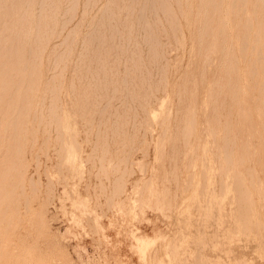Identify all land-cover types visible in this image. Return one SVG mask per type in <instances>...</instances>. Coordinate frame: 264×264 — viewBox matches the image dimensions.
I'll return each instance as SVG.
<instances>
[{"label":"rangeland","instance_id":"rangeland-1","mask_svg":"<svg viewBox=\"0 0 264 264\" xmlns=\"http://www.w3.org/2000/svg\"><path fill=\"white\" fill-rule=\"evenodd\" d=\"M185 1H180L182 11L176 6L175 1H171L178 17L179 31L171 30L168 21L164 20L165 14H162L161 10L157 11L161 23L158 28L152 27V31L161 43L160 47H156L157 59L153 58L150 45L145 44L149 30L145 29L143 32L142 26L138 25L139 8L137 5L135 6L129 20L133 23V37L137 45H135L136 47L134 44L131 45L130 49L135 50L134 53L141 57L139 62L141 73L135 71L134 80L136 88L141 84V91L137 94L138 99L133 100L128 98L129 94H126V91L120 90L121 93L117 96L120 98L125 96L126 101L132 105V108L127 111L120 106L121 99H114L111 100V106L101 113L107 99H99V105L95 108L92 104L89 115H84V118L93 120L90 127L85 124L77 110L78 108L73 107L70 83L74 81L78 88L74 61L81 50L83 35L89 30V20L94 14L98 16L100 13L98 10L106 2V0H99L97 5L85 16V22L79 29L80 34L75 41L76 43L74 42L72 45L71 55L65 62L66 67L63 75L61 79L59 77L62 81L59 93L61 105L59 122L61 121L62 124L59 123V126L46 123L50 120H48L47 113L50 100L49 94L44 95V86L46 81H51L50 78L53 73L52 63H47V54L52 45L58 43L81 20L84 0L78 1L73 20L68 23L61 37L51 40L49 47L43 53L42 78L33 100V108L27 113L26 118L28 120L25 131L20 133L22 136L20 150H16L14 140L8 143L5 140V135L15 136L17 127H2L6 129L3 131L5 134L0 136L2 138L0 139V173H7L5 191L9 192L11 188L14 191L11 203L12 222L7 235L4 233L2 235L0 222V264H264V202L259 200L260 198L255 193L256 189L251 188L249 190L250 196L253 195V200L250 197V203L253 205L248 207L250 209L248 211L250 216L248 228L252 227L247 228L248 230L243 229V231L246 230L245 232H240L242 228L238 226L237 219L232 215L235 210L233 207H235L236 197L234 190V193L231 190L233 183L230 176L237 167L233 166L235 168L232 167L233 170H231V166H229L226 178L224 177L225 174H219L218 171L221 169L218 166H221L223 159V150L220 148L223 126L219 121L215 124L212 123L216 117H221L220 122L225 121L223 116L229 114L234 130L237 129L238 131L237 145H240L242 142V119L238 117V111H241L240 106L242 105L233 103V99L235 90L242 87L243 64L238 38L239 32L242 31V11L238 10L231 12L228 16H223L227 20V37H231L233 40V43L230 44L228 38L217 34L218 21L216 18L210 24L211 29L207 33L204 32L199 8L202 6V1L207 0ZM229 1L232 0H223L222 7L229 4ZM140 3H144V1L140 0ZM118 4L119 7L122 6L121 1H118ZM137 4L139 5V2ZM149 4H146L149 10V13L146 12V17L150 18V24H154L155 17L149 9L151 6ZM126 12L124 9L121 11V20L127 16ZM173 38L178 39L179 43L177 44ZM214 39L215 44L211 46L210 42ZM168 44L169 46H167ZM210 46L215 51H209ZM228 49L233 50L237 56L239 74H237V78L235 75L231 77L232 89L224 87L225 93L222 97L213 91L217 90L216 83L224 84L229 79L225 73L226 66L224 63V53ZM126 57L127 52H123L121 60L116 64L119 71L118 79L121 78L124 71ZM127 64H129V60ZM159 70H161V76ZM162 73H164L163 78ZM164 78L166 82L163 80ZM164 82L166 90L162 91ZM154 87L155 89H153ZM110 88L111 86L108 87V89ZM154 96L158 102L151 100L146 105L150 120L147 119L148 130L145 137L142 134L143 130L140 129L137 132L135 142L132 144L129 139L132 133L131 124L127 126L125 133H120L124 138L112 135L113 126L110 127L111 130H107L106 146L113 162H117L119 158L124 156H129L126 165H124L125 163L120 164L118 174L113 170L109 172V183L103 179L106 187L108 186L106 193L108 192L107 195H109V192L113 190L112 188H115L112 184L113 180L120 177L122 170L124 167L126 168L123 170V173L126 174L123 176L122 173L123 179L120 177L122 181L119 179L117 182V184H122V189H118L116 192H119V196L116 194L113 198V205L108 207L105 203V197L96 194L98 193L96 172L99 171L100 164L98 163L101 157L100 148H98L101 140L98 136H101L105 129L103 125L97 128V122L106 117L112 121L116 117L109 115L116 111L121 115L124 112H129L131 116L138 113V117H141V104H146ZM255 97V94H247L253 115L258 111ZM41 98H43V102ZM8 100L10 99L8 98ZM222 100H225L224 108H220L218 111L213 110V106L219 105ZM41 102L44 105V107L42 105L43 108L40 107ZM204 105H207V108ZM1 106L0 118H10V115L5 113L7 107H4V104ZM187 109L194 113L196 122L194 120L193 130L190 133L191 137L188 136L190 140L187 137L188 141L184 140L183 142L181 132ZM167 112L169 121L162 118L163 114L166 117ZM102 114L104 115L102 116ZM38 117H44L39 125L41 118ZM161 120L165 121V126L161 124ZM56 126H59L58 128L62 131ZM90 128L91 130H89ZM97 129H100L98 135ZM55 130H57L56 133H53ZM163 130L168 133L163 132ZM33 131L35 132L33 133ZM58 132L59 134H57ZM162 133L165 134L164 137ZM215 134L220 136L217 137ZM58 135L63 138V142L60 141L63 145L58 139L55 140ZM217 138L221 141L216 142ZM143 140L144 142H142ZM184 143L186 144L185 147H183ZM252 143L254 146H258L256 140H252ZM158 144L160 145L158 146ZM162 145L163 147H160ZM62 149L65 153H62ZM92 149L93 154H91ZM208 149H210V155ZM155 153H158L157 160H160L159 162L156 160ZM219 154L221 159H219ZM57 155L58 158L62 157L59 158L60 162ZM89 155L93 157L89 159ZM35 157H39L37 159L39 162L37 160L34 162ZM207 159H209V163ZM263 162L261 157L256 158L253 162L244 164V168L240 165L238 169L242 173L247 166L254 167L258 170L256 174L258 182L264 186V174L260 172ZM4 167H7V170L9 168V170L4 171ZM220 177L225 183V189H223V183L218 184L221 180ZM29 179H33L32 182ZM246 180L247 183L250 181L249 176H245V183ZM228 181L231 183L229 184ZM39 182L40 185L38 184V186L37 183ZM220 187L222 189H219ZM33 189L36 190L35 193ZM120 191L122 192L120 193ZM157 198L159 203L155 200ZM160 202L162 204L158 206ZM228 202H231L232 205ZM260 204L262 208H260ZM154 206H157V209ZM230 219L236 221V226Z\"/></svg>","mask_w":264,"mask_h":264},{"label":"bare ground","instance_id":"bare-ground-1","mask_svg":"<svg viewBox=\"0 0 264 264\" xmlns=\"http://www.w3.org/2000/svg\"><path fill=\"white\" fill-rule=\"evenodd\" d=\"M78 1L79 0H0V108L2 107L1 105L4 104V107H7V109H6L7 111L5 113H8V115H10V118H7V117H5L6 119L0 118L1 119L0 120V136H1V134L2 135L5 134V132H3V131H5L4 129H6V128H2L3 126H15V127H17L15 129V136L14 137H11L10 135H7V136L5 135V140L7 143L11 142L12 140H14L16 142L15 143L16 150L17 149L20 150V141L22 138L20 133L25 131V128H26L25 126H26L27 120H28L26 118L27 113L31 108H33V100H34L35 94L38 90V84L42 78L41 68H42V62H43V59H42L43 53L45 52V49L49 47L51 40L61 37V35H62L64 29L67 27L68 23L73 20V17L75 15V11H76L75 8L77 6ZM98 1L99 0H84V3L82 5L83 11H82L81 20L78 21L77 24L74 25L67 32V34H65L59 40L58 43L53 44L52 47L49 49V53L47 54V63L48 64L52 63L51 67H53V69H52L53 73H52V76L50 78L51 81L50 80L46 81V84L44 86V95L49 94V100H50L49 105L47 106V113L49 116L48 120L49 119L50 120L46 121V123H52L55 125H59V123H61V121L59 122V120L61 119V118L59 119V116H60L59 111L61 108L59 93H60V89L62 86V81L60 79H61V77L63 75V71L66 67L65 62L67 61L68 57L71 55L72 45L74 44V42L76 41V39L78 38V36L80 34L79 29L81 28L82 23L85 22V20H84L85 16L97 5ZM118 1H121V3H122L121 7H119ZM143 1H144V3H140V0H106L105 4H103L101 9L98 10V11H100L98 16L96 14H94L88 22L89 23L88 24L89 30L83 35V38L81 41L82 42L81 50L78 52V54L76 56V60L74 61V65H75L76 71H77L75 76L77 77V80H78L77 81L78 82V88L75 85L74 81H72L70 83V85H71L70 88H71V91L73 94V107L78 108L77 110L79 111L81 117L84 119L85 124L89 125L90 127L93 124V120L90 118L89 119L84 118L85 117L84 115H86V116L89 115L90 108H91L92 104L95 108L99 105V102H98L99 99L100 100H103L105 98L107 99V102H106L105 106H103L101 113L103 111H105L106 108L111 106V100H114V99H121L122 101H121L120 106L124 110L127 111L128 109L132 108V105H130L131 103L126 101L127 98L125 96L123 98H120L119 96H117L119 93H121L120 90L126 91V94H129L128 98H131L133 100L138 99L137 94H139L141 91V86H140L141 84L138 86V88H136L135 87V81H134L135 80V71L138 73L140 72V70H139V64L140 63L139 62L141 61V57L137 53H134L135 50L132 51V49H130L131 45H133V44H134V46L137 45V42L135 41V38L133 37V31H132L133 23H132V21L129 20V16L132 15V13H133L132 11L134 10L135 6L137 5L139 8V10H138L139 15L137 17V21L139 23L138 25L142 26V31L143 30L145 31V29L149 30V34H147V36H148L147 37V43H145V44L150 45V47L152 48V52H153V56H154L153 58L157 59V57H156L157 48L156 47H158L161 44L160 41L158 40L157 36L154 34V31H152L153 30L152 27L158 28L160 23H161V22H159L157 11L161 10L162 14H165V19L164 18L163 19L168 21L169 26L172 28V29L170 28L171 30H173V31H176V30L179 31L180 30L179 29V21L177 19L178 17L176 16L175 10L171 4L172 0H143ZM173 1H175L176 6L179 7V10L182 11L181 6H180L181 0H173ZM137 2H139V5L137 4ZM146 2L151 4L149 9L154 14V16H153V17H155L154 24L152 23V21H151L152 24H150V22H149L150 18L148 19V17H146V12L148 11V13H149L148 7L146 6V4H147ZM222 5H223V0L202 1V6L199 8V13L201 14V18L203 20V29H204L205 33H207L209 31V29H211L210 24H211L212 20L214 18H216L218 21L217 26H216L217 34H221V37L228 38L227 37L228 36V34H227L228 26L226 23L227 20L225 18H223V16L224 15L228 16L231 12L233 13V12L238 11V10L242 11V28H241L242 31L239 32V37H238L239 43L241 45V48L239 50H240L241 55H242V64H243V66H242V87H238L235 90L234 99H233L234 100L233 103H237L239 105H242V106H240V108H242V109H240L241 111L240 112L238 111V117L240 119H242V130H241L242 142L240 143V145L239 146L237 145V143H238V131H237V129L234 130V125L230 122V115L229 114L226 116H223L225 121L222 120L220 122L221 117H216L212 123L215 124V122L219 121V123L223 126V131H222L223 135L221 137L222 144L220 145V148L223 150V153H222L223 159H222V161L220 160L221 166H218V167H220L221 170L217 169V170H219L218 171L219 174L220 173H222L223 175L225 174L224 177L226 178L227 172L229 170L228 169L229 166H231V170H233V168H235L233 166L237 167V169L236 170L234 169L235 171L233 170L232 174H230V176L232 177V183H233V187H232L233 189L231 188V190H232V192L234 190V192H235L234 196L236 197L235 201H234L235 207H233V210L235 209L234 210L235 212L233 211L234 214H232V215H234L235 219H237L236 221H238V226H240L242 228L241 229L242 231H240V232H245L246 230L243 231V229L248 228V223H249L248 220L250 219L249 212H248L250 209H248V207H249V205L250 206L253 205L252 203H250L253 195L250 196L249 190L251 188L256 189L255 193H257L258 197L260 198L259 200L262 201V203L264 202V186H262L258 182V178L256 176V174L258 173V170L255 169L254 167H249V166L246 167L245 166L246 168L241 173V171H239V169H238V167L240 165H242V167H243L244 164H248L249 162H253L256 158L259 159L261 157L264 160V0H232L226 6L222 7ZM123 9L127 11L126 12L127 16L123 20H121L120 13ZM162 17H164V16L162 15ZM185 18H186V15H185ZM184 20H186V19H184ZM163 30H164V28H163ZM173 31H171V32H173ZM164 32H165V30L163 31V33ZM172 34H174V33H172ZM178 34H179V32H178ZM183 34H182V36H183ZM205 35H208V34H205ZM175 36H176V34L174 35V37ZM174 40L177 42V44L179 43L178 39H174ZM221 40H223V39L221 38ZM228 42L230 44L233 43V40L231 39V37L228 38ZM210 43H211L210 44L211 46L214 45L215 39L212 40ZM167 46H169V44ZM179 47H181V46H179ZM137 50H138V48H137ZM209 51L213 52L215 50L213 47H211ZM123 52H127V57L125 59V65L123 64L124 65V71L121 74V78L118 79L117 76L119 75V71L117 69L116 64L121 60V58L123 56ZM162 54L163 53H161V55ZM162 56H164V55H162ZM128 60H129V64H127ZM224 63L226 66L225 73H226V75L229 76V79L224 84L216 83L217 90L213 91L214 93H217L218 96H222V97L224 96L223 93H225L224 87H230V89H232L233 83H232L231 77H234V75H235V78H237V74H239V68L237 65V56L234 54L233 50H231V49L226 50V53H224ZM192 67H193V65H192ZM161 68H163V67H161ZM165 69H164V71H165ZM210 69H211V66H210ZM160 71L161 70H159V75L161 76ZM82 73H83V75H82ZM164 73H166V72H164ZM164 73H162V75H163L162 78L164 77ZM80 74H81V76H80ZM160 76H159V78H160ZM59 77H60V79H59ZM165 78L163 80L166 82ZM158 82L160 83L161 81L159 80ZM165 82L163 83L164 88L162 91H164V89H165V86H166ZM110 86H111V88L108 89V87H110ZM148 87H149V85H148ZM153 89H155V87ZM149 91H150V89H149ZM155 93H156V91H155ZM248 93H251L252 95L255 94V96H256L255 97V102H256L255 104L257 106L256 109L258 111L254 115L252 114V111L250 108V102L247 99ZM157 94H158V92H157ZM8 98L10 100H8ZM204 98H206V97H204ZM214 98L217 99V97H214ZM5 99L8 100L6 103H5V101H6ZM41 99L43 102V98H41ZM151 100L157 101L156 97L154 96V98H150L146 102V104L145 103L141 104V107H140V109L142 111L141 117H138L139 116L138 113L132 114V116H131V114L129 112H124L121 115V114L117 113V111H116L114 113H111V115H109V116L116 117L112 121L109 120V117H106V118H104V120L101 119V120H99V122H97V125H96L97 128H99L100 126L103 125L105 127V129H104L103 134L101 136H98L99 139L101 140V144L98 146V148H100L101 157L99 158L100 161L98 163V164H100V166L98 167L99 171L97 170V172H96L97 173L96 178H98L97 179L98 180V185H97L98 193H96V194L105 197V203L108 207L113 205V203H114L113 198L115 197L116 194L119 193V192L116 193L118 191V189H120V190L122 189V184L121 183L117 184V182L119 181L120 177H122V173L124 172L123 170L124 169L126 170V168L124 167V169L121 172L120 177L116 176L117 178H115L114 180L112 179L113 180L112 184L116 188V190H115V188H112L113 190H111V191L109 190L110 191L109 195H107L108 192L106 193L108 186L106 187V185L103 182V179L108 181L109 172H111L112 170L116 171V173L118 174L117 171H119L118 169L120 167V164L125 163L124 165H126V161L128 160L129 156L128 157L124 156L122 158H119L117 160V162H113V160L111 158V154L107 151L108 147L106 146L107 145L106 140L108 137L107 130L108 129L111 130L110 127L113 126L114 129L111 130L112 135L115 137L121 138L123 136H121L120 133H125L127 131V126L129 124H131L130 127H132V133H131V136L129 137V139H130L132 144L135 142L136 137H137V132H139L140 129L143 130L142 134H143V137H145L146 131L148 130L147 129V127H148L147 119L150 118V117H148L149 113L146 110V105L149 104L151 102ZM42 102L40 103L41 108L44 107ZM224 103H225V100H222V102L219 103V105H217V106L214 105L212 109L213 110L216 109L218 111L220 108H224ZM37 105H38V103H37ZM42 105H43V107H42ZM204 106H206V108H207V105H204ZM164 107H165V105H164ZM41 108H40V110H42ZM199 108H201V107H199ZM36 110H37V108L35 109V111L33 113L34 115L36 113ZM133 110H135V109H133ZM165 110L167 111V109H165ZM40 112H42V111H40ZM40 112H39V114L42 116V114ZM186 112L187 113L185 114L184 125H183L182 132H181V135L183 137L182 138L183 142H184V140H187L188 136L191 137L190 133L193 130V125H194V120H195L194 119V113L192 111L190 112L189 109H187ZM67 113H69V112L67 111ZM103 115L104 114H102V116ZM163 116H164V114H163ZM163 116H162V118H164V120L168 119V112H167L166 117L165 116L163 117ZM203 116H205V115H203ZM38 118H41L39 123H38V125H39L40 122L43 121L44 117L43 118L38 117ZM169 118H170V116H169ZM164 120H161L162 121L161 124L163 126H165ZM168 121H169V119H168ZM168 121L166 120V123ZM195 122H196V120H195ZM149 124H151V122H149ZM37 127H39V126H37ZM58 127H57V129L60 130V128H58ZM75 127H77V126L75 125ZM208 128H209V125H208ZM166 129H168V127H166ZM37 130H38V128H37ZM89 130H91V128ZM99 130L97 129V135L99 133ZM56 131L57 130L53 131V133H56ZM60 131H62V130H60ZM164 131H166V130H163V132ZM196 131H198V130H196ZM34 132L35 131H33V133ZM50 132H51V130H50ZM59 132L57 134H59ZM210 132L214 136L212 131H210ZM222 132L220 133V135L222 134ZM114 133H117V134H114ZM60 134H63V133H60ZM218 134H215V135H217V137H219L220 135H218ZM55 136H56V134H55ZM60 136L61 135H58V137L55 138V140L58 139L59 142L60 141L63 142V138ZM162 136L164 137L165 134H163ZM98 137H96V138L98 139ZM59 138H62V139H59ZM0 139H2V138L0 137ZM188 139H189V137H188ZM252 140L257 141V144H258L257 147L253 145ZM217 141H221V140L220 139L218 140V138H217L216 142ZM61 142H60V144H62ZM142 142H144V140ZM205 142H207V141L205 140ZM213 142H214V139H213ZM55 144H57V143H55ZM60 144H59V146H60ZM155 145H157V144H155ZM159 145L160 144H158V146ZM214 145H213V147H214ZM21 146H22V144H21ZM185 146H186V144L183 147H185ZM208 146H209V144H208ZM216 146H217V144H216ZM154 147L158 148L157 146H154ZM160 147H163V145ZM210 147H208V148H210ZM93 148L97 149L96 147H93ZM190 148H192V147H190ZM63 149H62V151H63ZM59 150H57V151H59ZM159 150H161V148H159ZM209 150L210 149H208L207 151L210 155ZM92 151H93V149H92ZM130 151H131V149H130ZM158 151H156V152H158ZM219 151H217V152H219ZM62 153H65V152L63 151ZM93 153H94V151L91 154H93ZM219 153H221V152H219ZM45 154L47 155V152ZM157 154L155 155L156 160H157ZM162 154H164V153H162ZM191 155H192V153H191ZM35 156H36V154H35ZM205 156H207V155H205ZM92 157L90 156L89 159ZM38 158H36L34 162H37ZM57 158H58V155H57ZM59 158H58V161H59ZM96 159H97V157H96ZM219 159H221V155L219 156ZM207 160H208L207 162L209 163V159H207ZM92 161L94 162V159ZM93 162H92V164H93ZM94 165H95V162H94ZM218 165H220V164H218ZM207 168H209V167H207ZM6 170H7V167H4V171H6ZM8 170H9V168H8ZM131 170H133V169L131 168ZM225 170H227V171H225ZM260 172H262L264 174V162L261 165ZM131 173H133V171H131ZM21 174L23 175V172ZM125 174L123 173V176ZM0 175H2L1 176L2 180L0 183L1 233H2V235H3V233L7 235L8 229L11 226L10 224L12 222L11 203L13 200L12 193L14 190L11 188V190L9 192L5 191V180L7 178L6 177L7 173L1 172ZM128 176H129V174H128ZM128 176H127V178H128ZM230 176L228 175V177H230ZM245 176H249L250 181L248 183H247V180H246V183L244 181ZM220 178H221V180H220L221 182L219 181L218 184L223 183L222 177H220ZM122 179H123V177H122ZM122 179H120V180L122 181ZM32 180H30V181L32 182ZM107 183H109V181ZM230 183L231 182H229V184ZM38 184L40 185V182L37 183V185ZM224 184L225 183H223V185L221 184L223 186V189H225ZM124 185H125V183H124ZM226 186H228V184H226ZM22 188H23V186H22ZM219 189H222V188L220 187ZM254 189H252L253 192H254ZM93 190H94V188H93ZM33 191H34V189H33ZM35 191H34V193H35ZM121 192L122 191H120V193ZM21 193H23V191H21ZM117 196H119V194ZM25 197H26V195H25ZM158 197H159V195H158ZM163 197H164V194H163ZM26 199H27V197H26ZM157 199H155V200L158 201V203H159V199L158 200ZM228 200H229V198H228ZM252 200H253V198H252ZM259 200H258V203H260ZM26 203H28L27 200H26ZM26 203L24 206L25 209L27 206ZM161 204H162V202H160V204H158V206L159 205L161 206ZM229 204H231V202ZM153 205H155V204H153ZM260 206H261V204H260ZM154 207H156V209H157V206H154ZM160 208H162V207H160ZM260 208H262V206ZM234 217H232L233 220H234ZM233 220H231V221H233ZM236 221H233V224H235ZM235 226H236V224H235ZM251 227L252 226H250L249 228H251Z\"/></svg>","mask_w":264,"mask_h":264}]
</instances>
